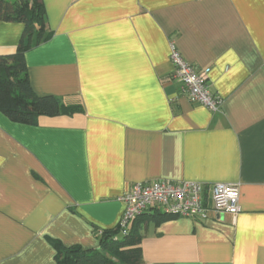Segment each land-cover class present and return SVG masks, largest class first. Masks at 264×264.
Segmentation results:
<instances>
[{
	"label": "crops",
	"instance_id": "0c3cea01",
	"mask_svg": "<svg viewBox=\"0 0 264 264\" xmlns=\"http://www.w3.org/2000/svg\"><path fill=\"white\" fill-rule=\"evenodd\" d=\"M50 38L25 55L39 97L72 112L36 124L0 111V264H56L52 240L100 248L134 185L239 187L240 212L156 210L131 229L142 264H264V0H40ZM24 24L0 21V57ZM211 68V112L171 79V44ZM130 229V231H131Z\"/></svg>",
	"mask_w": 264,
	"mask_h": 264
},
{
	"label": "trees",
	"instance_id": "16d2710c",
	"mask_svg": "<svg viewBox=\"0 0 264 264\" xmlns=\"http://www.w3.org/2000/svg\"><path fill=\"white\" fill-rule=\"evenodd\" d=\"M0 21L25 26L15 54L0 57V111L13 122L28 125L36 124L43 116L71 113V108L65 107L57 98L37 96L28 80L26 53L50 38L41 1L0 0ZM140 242L137 230L132 228L128 236H123L119 227L103 231L100 248L96 250L65 247L52 240L56 264H142Z\"/></svg>",
	"mask_w": 264,
	"mask_h": 264
},
{
	"label": "built area",
	"instance_id": "2783aa9c",
	"mask_svg": "<svg viewBox=\"0 0 264 264\" xmlns=\"http://www.w3.org/2000/svg\"><path fill=\"white\" fill-rule=\"evenodd\" d=\"M170 49V60L174 67L171 79L182 84V94L211 112L218 111L222 100L212 91L211 68L196 69L184 60L174 43ZM210 199L211 207H208L204 188L197 182L161 180L136 184L119 198L124 211L118 227L123 236H128L132 224L153 210L166 217L198 220H207L210 212L233 217L240 212L238 186L215 184L211 187ZM99 235L102 237L103 231Z\"/></svg>",
	"mask_w": 264,
	"mask_h": 264
}]
</instances>
